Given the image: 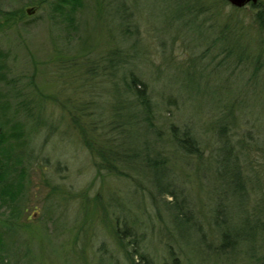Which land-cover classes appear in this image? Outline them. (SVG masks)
<instances>
[{"label":"rangeland","instance_id":"obj_1","mask_svg":"<svg viewBox=\"0 0 264 264\" xmlns=\"http://www.w3.org/2000/svg\"><path fill=\"white\" fill-rule=\"evenodd\" d=\"M52 2L0 0V103L26 132L12 151L26 170L22 189L0 208L9 264H129L116 215L157 261L171 245L183 264H264V29L255 17L264 0H82L73 18L52 17ZM110 57L113 71L103 72ZM130 71L147 83L161 130L134 127L136 143L147 135L151 152L168 155L174 196L138 168L99 174L72 124L70 101L108 116L117 98L129 100ZM172 121L192 129L199 154L174 144ZM177 211L194 224L178 223ZM6 214L16 229L3 225ZM215 218L244 238L228 252H218Z\"/></svg>","mask_w":264,"mask_h":264},{"label":"trees","instance_id":"obj_2","mask_svg":"<svg viewBox=\"0 0 264 264\" xmlns=\"http://www.w3.org/2000/svg\"><path fill=\"white\" fill-rule=\"evenodd\" d=\"M224 1L229 2L228 0ZM260 1L249 3L255 7L260 4ZM81 2L82 0H53L51 3V16L64 15V17L73 18ZM5 14L9 18L16 17V15V18H20L24 15L22 10L18 12L5 11ZM255 17L256 22L264 29V10L259 9ZM103 66V72L110 73L113 71L115 62L110 57L107 64ZM127 76L128 78L126 77L124 80L123 89L130 93L129 100L124 99L125 102H123V100L117 98L114 103L111 101L113 107L108 116L100 109L101 106L99 104L101 103H98L97 100H93L94 106L100 110L90 109L91 111L87 110V101H70V108H67L70 111L72 124L79 132L82 141L92 152L99 174H103L106 171L117 176L129 177L131 174H129L128 168H138L144 172L145 176L147 175L148 178H151L155 185L158 186L160 192L174 196L176 194L170 184L171 178H167L169 177L167 170L170 159L168 155L157 149L151 152L150 147L152 145H150L147 135H145L146 138H144L142 146L136 143L137 138L143 133L137 132L134 127L141 126L144 128L145 133L150 130L161 137V130L156 122L157 115L154 101L149 93L148 85L133 71H130ZM94 85H99V81H96ZM63 105L68 106L66 103H63ZM9 106L10 102L0 103V208L8 199L17 198L16 192L19 191L20 193L22 179L26 175V170L21 165L20 155H14L12 152L15 144L20 146L21 142H23L26 132L24 133L20 123V113L17 114L18 117L15 115L13 121L6 115ZM100 123L108 124V130H99ZM114 129L117 130L116 133H113L115 132ZM169 129L172 141L181 151L190 155L199 154V140L190 127L187 125L181 126L172 121ZM127 137L129 141L126 139ZM226 142L228 147V141ZM223 147L226 148V144ZM221 162L226 167L225 170L231 165L232 159L231 157L229 158L227 152L221 157ZM230 181L232 182L231 178L230 180L228 179L229 183ZM176 205L177 207H182L179 202ZM4 218L3 225L9 230L16 229L17 225H19L18 221H16L17 218L13 219L14 217L8 214ZM174 219L178 223L194 224L191 222L190 215L186 214L185 211H183V215L177 211L174 214ZM114 220L113 234L117 244L122 248L128 245L130 247V249H125L129 264H183L182 258L171 245H168L167 256L157 261L144 249L141 243L142 237L136 232H132L124 218L122 219L120 215H116ZM215 222L221 228V242L218 246V252H228L234 249L239 241L244 239L242 235L233 233L225 219L218 220L215 218ZM121 223H123V226L120 225ZM20 225L28 227L29 223L23 221L20 222ZM9 248V243L5 241L0 233V264H9ZM14 264H18V262Z\"/></svg>","mask_w":264,"mask_h":264},{"label":"water","instance_id":"obj_3","mask_svg":"<svg viewBox=\"0 0 264 264\" xmlns=\"http://www.w3.org/2000/svg\"><path fill=\"white\" fill-rule=\"evenodd\" d=\"M232 5H235V6H244V5H246L247 3H249V2H257L258 0H228ZM35 10V7H30V8H28L27 9V11L29 12V13H31L32 11H34Z\"/></svg>","mask_w":264,"mask_h":264},{"label":"flooded vegetation","instance_id":"obj_4","mask_svg":"<svg viewBox=\"0 0 264 264\" xmlns=\"http://www.w3.org/2000/svg\"><path fill=\"white\" fill-rule=\"evenodd\" d=\"M247 5V4H246Z\"/></svg>","mask_w":264,"mask_h":264}]
</instances>
